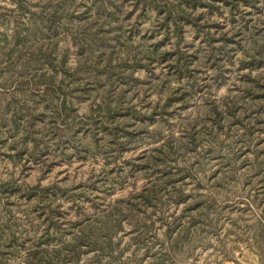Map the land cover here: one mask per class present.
I'll return each mask as SVG.
<instances>
[{"label":"rangeland","instance_id":"374dc122","mask_svg":"<svg viewBox=\"0 0 264 264\" xmlns=\"http://www.w3.org/2000/svg\"><path fill=\"white\" fill-rule=\"evenodd\" d=\"M0 182V264H264V0H0Z\"/></svg>","mask_w":264,"mask_h":264},{"label":"trees","instance_id":"16d2710c","mask_svg":"<svg viewBox=\"0 0 264 264\" xmlns=\"http://www.w3.org/2000/svg\"><path fill=\"white\" fill-rule=\"evenodd\" d=\"M178 16L174 18V24H175V28L177 31H180V28L182 26L181 20L182 19H187L188 18V14H187V10L183 7V6H179L178 7ZM176 50H178V48H176ZM64 105V104H63ZM7 185L6 182H0V188H3Z\"/></svg>","mask_w":264,"mask_h":264}]
</instances>
